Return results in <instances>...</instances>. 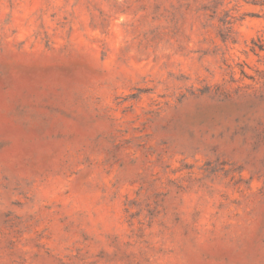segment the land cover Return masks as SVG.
<instances>
[{
	"label": "rangeland",
	"instance_id": "374dc122",
	"mask_svg": "<svg viewBox=\"0 0 264 264\" xmlns=\"http://www.w3.org/2000/svg\"><path fill=\"white\" fill-rule=\"evenodd\" d=\"M0 264H264V0H0Z\"/></svg>",
	"mask_w": 264,
	"mask_h": 264
}]
</instances>
